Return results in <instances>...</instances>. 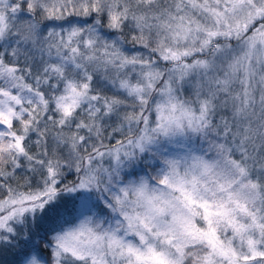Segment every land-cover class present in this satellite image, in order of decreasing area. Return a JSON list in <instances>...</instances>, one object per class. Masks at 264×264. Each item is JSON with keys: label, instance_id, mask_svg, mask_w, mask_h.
<instances>
[{"label": "snow or ice", "instance_id": "1", "mask_svg": "<svg viewBox=\"0 0 264 264\" xmlns=\"http://www.w3.org/2000/svg\"><path fill=\"white\" fill-rule=\"evenodd\" d=\"M0 264H264V0H0Z\"/></svg>", "mask_w": 264, "mask_h": 264}]
</instances>
